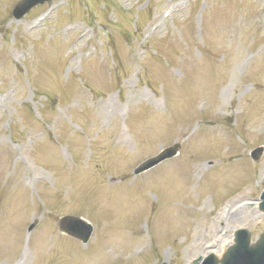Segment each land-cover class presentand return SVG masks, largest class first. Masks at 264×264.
<instances>
[{
    "label": "rangeland",
    "instance_id": "374dc122",
    "mask_svg": "<svg viewBox=\"0 0 264 264\" xmlns=\"http://www.w3.org/2000/svg\"><path fill=\"white\" fill-rule=\"evenodd\" d=\"M13 1L0 0V264H108L104 245L122 242L128 212L143 217L156 211L153 196L161 209L154 219L143 220L153 221L156 232H180L184 224L175 205H185L184 211L188 203L196 206L186 212L183 242L174 244L168 234L167 244L158 242L151 250L141 230L128 248L113 245L111 264L144 263L150 254L149 264L152 251L159 259L151 264L161 258L180 263L193 256L194 244L222 237L217 228L245 226L253 238L264 228V217L241 199L248 194H236L240 181L259 194L255 171L237 169L231 179L236 186L223 184L231 196L227 205L238 201L244 208H234L220 226V212L204 190L224 194L218 181L228 177L209 172L232 162L228 153L238 140L223 137L228 123L239 129L248 115L253 131L240 130L247 143L264 138V44L258 48L264 39V0H107L111 9L104 0H54L52 16L37 27L25 18L44 4L21 22L11 16ZM165 9L172 11L169 16ZM89 11L95 13L92 23ZM20 57L23 71L17 73ZM224 85L230 90L226 95L219 90ZM230 96L236 98L233 105ZM197 103L204 105L200 112ZM25 104L34 114L24 112ZM224 112L232 114L229 122L194 134L192 119L221 116L223 121ZM173 142L183 145L180 156L160 166L183 168L184 163L192 172L197 164L204 171L202 161L212 160L204 189L197 193L190 176L192 191L185 188L179 196L184 184L165 171L161 179L153 170L124 179L125 171ZM249 164L260 173L264 155ZM124 187L123 196L135 200V187L150 188V195L145 190L146 203H132L117 196ZM108 192V198L102 195ZM66 213L88 219L99 214L92 220L96 230L89 251L74 238L54 236L53 223ZM34 220L38 236L30 243L26 226ZM142 243L136 256L133 250Z\"/></svg>",
    "mask_w": 264,
    "mask_h": 264
},
{
    "label": "water",
    "instance_id": "95a60500",
    "mask_svg": "<svg viewBox=\"0 0 264 264\" xmlns=\"http://www.w3.org/2000/svg\"><path fill=\"white\" fill-rule=\"evenodd\" d=\"M263 245H264V235L261 236L259 243H258V246L256 247L257 249L256 248H254V249L259 251L263 247ZM254 249H252V250H254Z\"/></svg>",
    "mask_w": 264,
    "mask_h": 264
}]
</instances>
